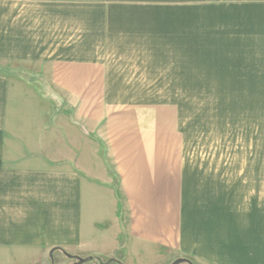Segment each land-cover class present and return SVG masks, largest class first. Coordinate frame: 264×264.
<instances>
[{
  "label": "crops",
  "instance_id": "0c3cea01",
  "mask_svg": "<svg viewBox=\"0 0 264 264\" xmlns=\"http://www.w3.org/2000/svg\"><path fill=\"white\" fill-rule=\"evenodd\" d=\"M0 64L39 75L0 71V264H264L263 160L195 157L179 119V88L264 87V0H0Z\"/></svg>",
  "mask_w": 264,
  "mask_h": 264
},
{
  "label": "rangeland",
  "instance_id": "374dc122",
  "mask_svg": "<svg viewBox=\"0 0 264 264\" xmlns=\"http://www.w3.org/2000/svg\"><path fill=\"white\" fill-rule=\"evenodd\" d=\"M17 72L31 80L39 77L23 66L0 64V71ZM37 87L41 94L51 102V113L63 110V99L59 90L47 85ZM117 94L125 92L140 98L152 99L167 103L174 108L177 98L175 86H136L114 88ZM181 97L188 102L181 104L180 123L186 133L187 149H191L195 157H207L213 150L216 157L262 159L264 165V87H196L179 88ZM54 102V103H53ZM60 105V106H59ZM72 118L73 113L66 110ZM68 116V115H67ZM243 146V147H242ZM241 148L244 151H241ZM212 152V153H213ZM264 169V167H263ZM118 256L93 257L92 264H125ZM189 263L196 264L191 259ZM110 260H112L110 262ZM176 259H171V264ZM64 252L55 254L47 264H74ZM90 262V261H89ZM84 263V264H88ZM90 264V263H89Z\"/></svg>",
  "mask_w": 264,
  "mask_h": 264
},
{
  "label": "water",
  "instance_id": "95a60500",
  "mask_svg": "<svg viewBox=\"0 0 264 264\" xmlns=\"http://www.w3.org/2000/svg\"><path fill=\"white\" fill-rule=\"evenodd\" d=\"M57 248H53L50 252V257L53 258V253L54 251L56 250ZM67 257H69L70 259H75V263L74 264H84V263H87L89 261H91L93 259L92 256H88V257H82V256H79V255H74V254H70L66 251H63ZM112 260H110L111 262ZM190 260L187 259V258H178L176 259L175 261H173L171 264H181V263H189ZM101 264H107L105 262H101ZM191 264V263H190Z\"/></svg>",
  "mask_w": 264,
  "mask_h": 264
}]
</instances>
